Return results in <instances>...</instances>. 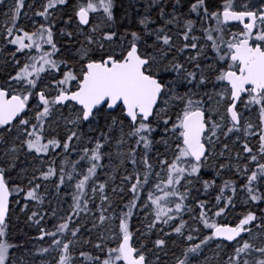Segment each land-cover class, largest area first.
Wrapping results in <instances>:
<instances>
[{
    "label": "snow or ice",
    "instance_id": "6c2138e0",
    "mask_svg": "<svg viewBox=\"0 0 264 264\" xmlns=\"http://www.w3.org/2000/svg\"><path fill=\"white\" fill-rule=\"evenodd\" d=\"M0 264H264V0H0Z\"/></svg>",
    "mask_w": 264,
    "mask_h": 264
},
{
    "label": "rangeland",
    "instance_id": "374dc122",
    "mask_svg": "<svg viewBox=\"0 0 264 264\" xmlns=\"http://www.w3.org/2000/svg\"><path fill=\"white\" fill-rule=\"evenodd\" d=\"M207 255L209 257V260L211 261L213 259V252L210 250Z\"/></svg>",
    "mask_w": 264,
    "mask_h": 264
},
{
    "label": "trees",
    "instance_id": "16d2710c",
    "mask_svg": "<svg viewBox=\"0 0 264 264\" xmlns=\"http://www.w3.org/2000/svg\"><path fill=\"white\" fill-rule=\"evenodd\" d=\"M64 207H67V205L65 204Z\"/></svg>",
    "mask_w": 264,
    "mask_h": 264
}]
</instances>
